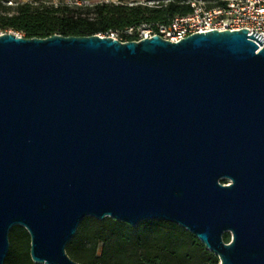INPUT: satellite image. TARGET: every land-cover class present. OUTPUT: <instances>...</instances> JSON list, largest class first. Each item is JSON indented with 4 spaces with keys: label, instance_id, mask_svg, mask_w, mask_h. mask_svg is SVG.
Returning <instances> with one entry per match:
<instances>
[{
    "label": "water",
    "instance_id": "obj_1",
    "mask_svg": "<svg viewBox=\"0 0 264 264\" xmlns=\"http://www.w3.org/2000/svg\"><path fill=\"white\" fill-rule=\"evenodd\" d=\"M247 31L1 32L0 264L13 225L33 262L82 264L65 247L85 216L170 221L218 264H264V39Z\"/></svg>",
    "mask_w": 264,
    "mask_h": 264
},
{
    "label": "trees",
    "instance_id": "obj_2",
    "mask_svg": "<svg viewBox=\"0 0 264 264\" xmlns=\"http://www.w3.org/2000/svg\"><path fill=\"white\" fill-rule=\"evenodd\" d=\"M153 3L125 4L50 3L21 1L15 5L0 0V31L13 30L26 37L62 35H104L141 24L168 25L175 16L191 12L188 0H152ZM222 183L224 180H220ZM230 234L223 233L228 242ZM30 237L21 225L9 230V250L3 264L33 262ZM66 253L82 264H218L210 252L182 226L160 219H148L134 226L110 217H83L65 247Z\"/></svg>",
    "mask_w": 264,
    "mask_h": 264
},
{
    "label": "built area",
    "instance_id": "obj_3",
    "mask_svg": "<svg viewBox=\"0 0 264 264\" xmlns=\"http://www.w3.org/2000/svg\"><path fill=\"white\" fill-rule=\"evenodd\" d=\"M5 2L8 5H15L21 1L5 0ZM188 3L191 12L187 15L175 16L168 25L141 24L136 27H125L119 31L110 30L104 35L121 41H139L158 34L170 41H178L195 32L246 28L248 34L257 31L264 39V0H188Z\"/></svg>",
    "mask_w": 264,
    "mask_h": 264
},
{
    "label": "rangeland",
    "instance_id": "obj_4",
    "mask_svg": "<svg viewBox=\"0 0 264 264\" xmlns=\"http://www.w3.org/2000/svg\"><path fill=\"white\" fill-rule=\"evenodd\" d=\"M20 1H33V0H20ZM46 2H50V3H84V4H88V3H93L96 1H105V2H115V3H125V4H136V3H153L152 0H44ZM7 31H11V32H15L17 34H20L16 31L13 30H7ZM7 31H0V32H7ZM22 35V34H20Z\"/></svg>",
    "mask_w": 264,
    "mask_h": 264
},
{
    "label": "flooded vegetation",
    "instance_id": "obj_5",
    "mask_svg": "<svg viewBox=\"0 0 264 264\" xmlns=\"http://www.w3.org/2000/svg\"><path fill=\"white\" fill-rule=\"evenodd\" d=\"M223 180H224L223 183H225V184H229V183H228V181H229L228 179H223Z\"/></svg>",
    "mask_w": 264,
    "mask_h": 264
}]
</instances>
